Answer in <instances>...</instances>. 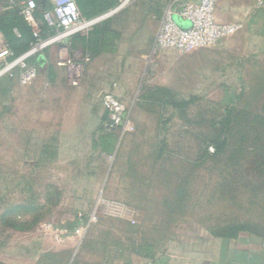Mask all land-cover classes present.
Listing matches in <instances>:
<instances>
[{
  "label": "rangeland",
  "instance_id": "rangeland-1",
  "mask_svg": "<svg viewBox=\"0 0 264 264\" xmlns=\"http://www.w3.org/2000/svg\"><path fill=\"white\" fill-rule=\"evenodd\" d=\"M47 1H40L41 9ZM16 2L0 0V14ZM54 48L56 64L41 69L34 81L24 85L16 74L0 77V264H68L74 255L84 263L106 264L107 254H172L235 223L264 233V178L249 162L243 169L235 161L209 160L190 171L191 158L203 147L195 131L211 130L205 121L197 123L200 116L210 120L229 101L262 112L261 85L209 86L199 70V59L213 62L209 56L188 57L197 61V70L179 80L188 53L169 49L176 72L172 85L195 100L188 110L191 121L181 119L177 108L148 103L132 115L135 104L123 102L132 131L80 141L74 151L67 142L58 151L56 137L88 120L80 115L78 91L67 84L78 73L83 82L85 70L74 66L88 55L75 51L70 39L43 53ZM43 79L50 83L41 87ZM107 93L112 92L100 97ZM99 206L105 211L93 220Z\"/></svg>",
  "mask_w": 264,
  "mask_h": 264
},
{
  "label": "crops",
  "instance_id": "crops-1",
  "mask_svg": "<svg viewBox=\"0 0 264 264\" xmlns=\"http://www.w3.org/2000/svg\"><path fill=\"white\" fill-rule=\"evenodd\" d=\"M184 1L78 0L84 18H98L90 30L70 38L75 51L79 52L82 48L89 58L88 61L82 58L74 66L77 70H85L82 83L80 80L75 85L71 79H67V84L78 91L80 115L88 120L86 124L84 121L83 125H74L70 131H62L61 136L56 137L58 151H63V146L69 145L67 142L71 143L74 151L82 146L80 141L98 140V136L111 133L105 128L107 109L100 98L104 91H111L124 103L135 104L132 115L138 109L144 111V103L167 109L171 108L165 104L169 100H190L172 85L176 72L174 61L169 58L170 50L156 46L164 14L169 10L176 14ZM216 17L221 22H238L242 26L235 34L220 39L214 45L187 52L186 57L183 55L178 79L183 81L190 78L188 71L197 70L194 66L197 61H188V57L209 56L214 59L212 63L205 64L199 59V70L202 77L208 79L209 86L261 85L264 113V0H219ZM185 21L189 20H182L181 23L184 25ZM83 36L87 37V41L82 40ZM228 54L233 60L223 62V56ZM154 58H163V62H157ZM45 60L46 65L41 69L54 66L57 48L52 49ZM249 68L253 75L246 74ZM48 82L43 79L40 86H47ZM163 116L166 115H159L158 119ZM46 256H42V259H46ZM107 257L106 264H264V233L242 231L233 237L216 235L197 240L181 251L154 257L137 254L126 257L107 254ZM81 258L74 255L68 264H102L101 261L84 263L80 261Z\"/></svg>",
  "mask_w": 264,
  "mask_h": 264
},
{
  "label": "built area",
  "instance_id": "built-area-1",
  "mask_svg": "<svg viewBox=\"0 0 264 264\" xmlns=\"http://www.w3.org/2000/svg\"><path fill=\"white\" fill-rule=\"evenodd\" d=\"M219 0H185L181 9L175 14L166 11L159 29L156 46L160 49H173L180 52H190L201 47L216 44L220 39L235 34L241 24L238 22H221L216 17V5ZM51 7L44 11L45 22L56 31L47 38L41 37L40 23L35 17L37 2L35 0L23 1L21 13L32 26L36 40L24 54L10 59L13 55L7 40L0 30V77L17 74L22 84L34 81L39 74L36 65L30 64L28 58L54 42L70 39L73 35L88 31L95 24L96 19H86L82 16L76 0H48ZM177 16L180 21H177ZM100 18V17H99ZM189 20L190 26H184L181 21ZM89 58L85 57V61ZM61 64V63H60ZM80 69V68H79ZM80 73L71 78V82L77 85L80 81ZM107 109L105 128L108 131L121 129L125 134L133 130V125L125 114L123 102L113 93H107L100 97ZM104 206L97 207L93 220L97 213L105 211ZM90 222V219H89Z\"/></svg>",
  "mask_w": 264,
  "mask_h": 264
},
{
  "label": "trees",
  "instance_id": "trees-1",
  "mask_svg": "<svg viewBox=\"0 0 264 264\" xmlns=\"http://www.w3.org/2000/svg\"><path fill=\"white\" fill-rule=\"evenodd\" d=\"M17 2L10 5L6 11L0 14V30L5 36L13 55L10 59L18 57L28 51L31 44L36 40L32 26L24 18L21 13L22 5ZM37 7L35 17L40 23L41 37L47 38L55 33V29L48 25L43 17L44 11L51 7L47 1L45 8L40 7L42 0H35ZM77 4L79 6L78 0ZM113 5V3H112ZM83 41H87V37H82ZM47 48V47H46ZM42 51L30 56L27 60L30 64H34L40 70L46 65L45 54ZM51 67V66H50ZM19 73V69L15 74ZM10 76V75H7ZM3 77H6L3 76ZM165 90V89H164ZM195 100H169L167 105L179 110V117L185 122L191 121L188 110L194 104ZM202 123L205 121L211 130L195 131L202 137L201 144L203 147L199 149L198 154L191 158L192 168L191 174L195 168L204 165L209 160H225V164L229 165L233 161L238 162L241 166L247 164L251 166V171L257 173L260 178H264V113L250 112L245 108L238 107L234 101H229L223 107L221 113L212 117L210 120L200 116ZM196 134V135H197ZM166 143V138L160 143ZM168 142V141H167ZM161 143V144H162ZM210 147L213 151H210ZM264 182V181H263ZM217 236L233 237L242 231H249L247 223H238L227 225L221 228Z\"/></svg>",
  "mask_w": 264,
  "mask_h": 264
},
{
  "label": "water",
  "instance_id": "water-1",
  "mask_svg": "<svg viewBox=\"0 0 264 264\" xmlns=\"http://www.w3.org/2000/svg\"><path fill=\"white\" fill-rule=\"evenodd\" d=\"M175 18H176L177 21L180 20L177 16H175ZM184 26H186V27L190 26V22L189 21H185Z\"/></svg>",
  "mask_w": 264,
  "mask_h": 264
}]
</instances>
